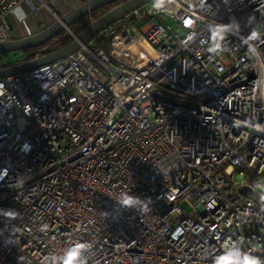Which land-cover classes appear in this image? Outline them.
Segmentation results:
<instances>
[{
    "label": "built area",
    "instance_id": "2783aa9c",
    "mask_svg": "<svg viewBox=\"0 0 264 264\" xmlns=\"http://www.w3.org/2000/svg\"><path fill=\"white\" fill-rule=\"evenodd\" d=\"M55 1L0 0V41L15 8L57 18ZM0 85V264L77 242L87 264H212L241 236L264 258V0H151Z\"/></svg>",
    "mask_w": 264,
    "mask_h": 264
},
{
    "label": "water",
    "instance_id": "95a60500",
    "mask_svg": "<svg viewBox=\"0 0 264 264\" xmlns=\"http://www.w3.org/2000/svg\"><path fill=\"white\" fill-rule=\"evenodd\" d=\"M114 1L116 0H85L64 13H61L51 23L36 32L22 37L0 41V55L41 46L56 37L63 30L69 31L70 25L80 18ZM149 1L151 0H125L92 20L79 34L73 36V40L70 43L31 60L16 64H1L0 77L23 73L75 52L81 44L89 41L96 32L124 17L134 9L144 6ZM238 191L240 193L251 192L247 187H241Z\"/></svg>",
    "mask_w": 264,
    "mask_h": 264
},
{
    "label": "clouds",
    "instance_id": "9594fccd",
    "mask_svg": "<svg viewBox=\"0 0 264 264\" xmlns=\"http://www.w3.org/2000/svg\"><path fill=\"white\" fill-rule=\"evenodd\" d=\"M155 7H160V0H154ZM205 4V0H200V6L203 7ZM14 15L17 20L20 22H24L25 14L20 8L14 9ZM254 16L248 17V23L251 24L254 21ZM190 23V22H189ZM235 28L239 31V23L235 22ZM233 28V24L229 25H216L210 26V31L212 33L213 46L208 49L210 52H217L221 48L220 41L223 39L224 34L231 31ZM262 33L253 29L250 35L245 40V43L249 41L259 40ZM192 37L190 36L189 39ZM250 50L252 46L250 45ZM2 87V85H0ZM20 150L22 152H30L31 145L27 142L21 145ZM7 174V168L3 171H0V179H3V176ZM123 198L119 200L117 203L126 208L134 209L140 206L142 210L147 211L148 205L144 201L140 199L138 196L128 195L127 193L122 194ZM264 199V197H262ZM145 200L150 201V198H145ZM211 207V205H209ZM6 216L15 217L16 213L13 211H8L4 213ZM47 226L45 225L44 228ZM42 228L41 230H44ZM245 238L243 236L239 237L237 240L226 239L222 244V251L218 255H214L212 259V264H264V258L260 256L254 255L251 251H246L244 249ZM92 247L89 243H80L77 242L73 244L71 247L66 249L61 256L53 255L51 259L53 261H58L59 264H87V256L84 255V252ZM48 257L45 258L47 261Z\"/></svg>",
    "mask_w": 264,
    "mask_h": 264
},
{
    "label": "trees",
    "instance_id": "16d2710c",
    "mask_svg": "<svg viewBox=\"0 0 264 264\" xmlns=\"http://www.w3.org/2000/svg\"><path fill=\"white\" fill-rule=\"evenodd\" d=\"M124 1L125 0H116L110 3L109 5H105L99 9H96L90 12L89 14L85 15L84 17L80 18L79 20L71 24L69 31L63 30L56 37H54L53 39H51L50 41L46 42L45 44L41 46L19 51L20 57L15 59L13 62L7 63V64H16V63H20L23 61L34 59L58 47H61V46H64L70 43L73 40V35L79 34L92 20H94L96 17L100 16L107 10L111 9L112 7Z\"/></svg>",
    "mask_w": 264,
    "mask_h": 264
},
{
    "label": "crops",
    "instance_id": "0c3cea01",
    "mask_svg": "<svg viewBox=\"0 0 264 264\" xmlns=\"http://www.w3.org/2000/svg\"><path fill=\"white\" fill-rule=\"evenodd\" d=\"M78 1L79 0H56L55 7L59 14L64 13L65 11L76 6L78 4ZM22 11L25 14L24 22H20L19 20H17L16 16L14 15V12H10L8 15V22L11 27L9 39L31 34L41 29L42 25L45 26V16L43 12L39 13L38 11H35L33 13H28L23 9Z\"/></svg>",
    "mask_w": 264,
    "mask_h": 264
},
{
    "label": "rangeland",
    "instance_id": "374dc122",
    "mask_svg": "<svg viewBox=\"0 0 264 264\" xmlns=\"http://www.w3.org/2000/svg\"><path fill=\"white\" fill-rule=\"evenodd\" d=\"M85 0H79L78 1V4L84 2ZM37 11L39 13L43 12L44 15L47 16V19L49 20V22H52L55 17L52 16L47 10H40V9H37ZM59 14V13H58ZM41 15V14H40ZM61 15V13L59 14ZM158 17H162L160 19H162L164 21V23H166L167 25H169L170 27L172 28H175L176 24L174 22V20L172 18H169V17H165V16H162V15H159ZM44 25L41 26V28L43 27ZM19 56V51H13V52H9L7 54H2L0 55V64H7V63H11L13 62L15 59H17ZM235 178L237 180H240L242 179L243 177L239 174H236L235 175ZM182 206L188 210L190 207L189 205L186 203V202H182Z\"/></svg>",
    "mask_w": 264,
    "mask_h": 264
}]
</instances>
